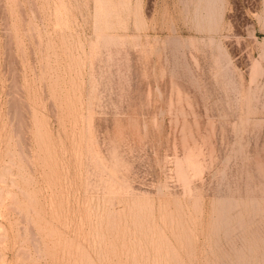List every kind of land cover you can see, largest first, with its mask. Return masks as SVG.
<instances>
[{
  "label": "rangeland",
  "instance_id": "rangeland-1",
  "mask_svg": "<svg viewBox=\"0 0 264 264\" xmlns=\"http://www.w3.org/2000/svg\"><path fill=\"white\" fill-rule=\"evenodd\" d=\"M0 264H264V0H0Z\"/></svg>",
  "mask_w": 264,
  "mask_h": 264
}]
</instances>
